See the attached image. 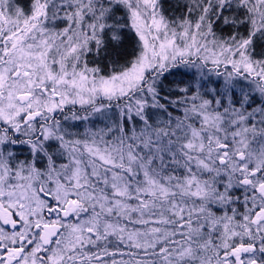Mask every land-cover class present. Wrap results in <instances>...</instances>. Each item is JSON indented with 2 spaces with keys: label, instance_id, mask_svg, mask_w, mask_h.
<instances>
[{
  "label": "snow or ice",
  "instance_id": "6c2138e0",
  "mask_svg": "<svg viewBox=\"0 0 264 264\" xmlns=\"http://www.w3.org/2000/svg\"><path fill=\"white\" fill-rule=\"evenodd\" d=\"M0 264H264V0H0Z\"/></svg>",
  "mask_w": 264,
  "mask_h": 264
}]
</instances>
